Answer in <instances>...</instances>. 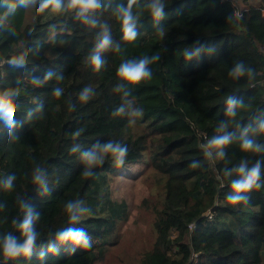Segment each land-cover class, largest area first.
Listing matches in <instances>:
<instances>
[{
	"label": "trees",
	"instance_id": "16d2710c",
	"mask_svg": "<svg viewBox=\"0 0 264 264\" xmlns=\"http://www.w3.org/2000/svg\"><path fill=\"white\" fill-rule=\"evenodd\" d=\"M127 2L102 0L95 27L72 12L38 14V5L18 6L6 18L7 11H0V93L19 89L11 133L0 120V238L11 233L22 243L19 223L29 208L39 214L31 255L11 264L103 262L128 216L127 204L111 199V178L140 162L154 183L142 201L153 215L154 241L140 264H264V135L256 133L264 122V0L240 8L228 0H163L159 22L145 7L150 0H138L132 42L122 38L115 15ZM104 25L112 43L96 71L91 56ZM156 54L150 80L116 90L121 63ZM21 55L24 65L8 63ZM238 64L242 75L234 74ZM85 88H91L86 101L80 98ZM56 89H62L59 97ZM229 97L243 101L234 116L228 114ZM128 102L124 115H114ZM131 110L143 113L135 123ZM221 125L233 142L222 157L206 158L202 146ZM245 128L258 153L241 151ZM108 141L127 147L125 163L117 166L109 156L85 177L81 152ZM74 145L80 151L72 153ZM258 160L261 187L248 193L247 204H229L231 182L238 179L233 169L251 168ZM37 170L44 187L34 183ZM76 200L88 211L73 223L66 205ZM67 228H82L91 246L58 243L56 233Z\"/></svg>",
	"mask_w": 264,
	"mask_h": 264
},
{
	"label": "clouds",
	"instance_id": "9594fccd",
	"mask_svg": "<svg viewBox=\"0 0 264 264\" xmlns=\"http://www.w3.org/2000/svg\"><path fill=\"white\" fill-rule=\"evenodd\" d=\"M7 3V0H4ZM138 4V0H128L127 6L120 5L115 10V15L120 20L122 38L125 41H135L137 38V21L138 16L134 15V6ZM38 5L36 12L42 14L45 11L50 10L53 14H61L63 12H72L75 14V18L85 23L91 24L93 27L96 25V21L93 19L95 14L102 7V0H19V4H10L8 11L4 14L6 18L9 15L15 13L18 6L29 8ZM163 0H150L145 6L152 18L159 22L163 18L164 9ZM0 24H3V19H0ZM111 38L109 30L106 25L102 26V32L98 44L96 45L95 52L91 56V64L94 70L99 71L103 66L101 59V52L106 51L111 46ZM116 51H119L117 46ZM199 50H197L198 54ZM185 56L191 59L193 53L190 50L185 51ZM159 59V54L152 56L151 58L145 56L139 60H128L120 64L117 69V76L121 81V85L117 87L119 91L124 85L129 87H135L141 82L151 79V70L149 65ZM9 64L14 66H22L26 63L24 55L19 57H13L8 61ZM243 65L238 64L234 69V74H243ZM46 76L45 79H49ZM33 84L39 85L41 82L37 78H33ZM62 89H56L55 95L59 97ZM91 88H85L81 94V100L86 101L89 98ZM19 94V89H9L0 93V120L9 128V132L14 128L16 124V112L17 107L14 103V97ZM125 92V97L127 96ZM228 114L230 116L235 115V109L237 105L242 106L243 101H237L234 98H228ZM131 105L128 102L122 105L115 113L116 116L124 115L127 109H130ZM132 117L131 122L135 123L136 119L141 117L143 113L140 110H131L127 113ZM31 115V113H29ZM227 125H221L217 129V134L213 135L210 140L203 145L204 155L206 158H211L213 154L220 158L223 156L225 150L233 142L231 134L225 131ZM248 129L245 128L244 133L241 135L240 148L245 153H258L261 148L256 144L255 140L247 138ZM257 135H264V122H261L256 129ZM74 137H79L81 132L78 130L74 134ZM70 151L75 153L80 151L79 145H74ZM128 154V149L125 145L117 143L115 141H108L103 144L93 145L91 149L81 152L80 160L85 166L83 175L90 177L93 175L92 169L94 167L103 165L105 159L109 156L112 157L113 162L117 166H122L125 163V159ZM192 167H198L197 164H193ZM261 168L262 162L257 161L251 168H247L244 164H241L237 169L233 171L237 174L238 179L231 182V194L228 195L227 200L231 205L247 204L249 197L248 193L253 189H259L261 187ZM227 175L231 176L232 171ZM13 177H10L6 182L5 188L11 190L13 186ZM34 183H38L41 187L45 186L42 173L37 170L34 178ZM27 208V205H22ZM88 209L82 208V202L79 200L69 201L66 205V212L68 214L70 222H77L80 216L87 212ZM39 219V214H33L31 209L25 213L24 219L19 223V231L23 237V242H18L17 238L8 233L0 238V255L3 256L4 261H15L18 257H29L33 251V247L36 243L37 234L35 232V224ZM15 223V221L13 222ZM57 241L61 245L70 244L74 248H89L91 246L90 237L82 228H67L56 233Z\"/></svg>",
	"mask_w": 264,
	"mask_h": 264
},
{
	"label": "rangeland",
	"instance_id": "374dc122",
	"mask_svg": "<svg viewBox=\"0 0 264 264\" xmlns=\"http://www.w3.org/2000/svg\"><path fill=\"white\" fill-rule=\"evenodd\" d=\"M10 0L0 5V11H8ZM246 0H233L235 8L242 7ZM1 66V63H0ZM147 164L140 162L130 165L112 176L109 192L111 199L127 204L128 216L117 226V242L110 246L99 264H140L142 254L149 250L154 241L152 230L153 215L142 203L154 190L151 171Z\"/></svg>",
	"mask_w": 264,
	"mask_h": 264
},
{
	"label": "crops",
	"instance_id": "0c3cea01",
	"mask_svg": "<svg viewBox=\"0 0 264 264\" xmlns=\"http://www.w3.org/2000/svg\"><path fill=\"white\" fill-rule=\"evenodd\" d=\"M257 2H258V0H246L245 2H243L242 5H244V4H246V3H249V4H252V5H255Z\"/></svg>",
	"mask_w": 264,
	"mask_h": 264
},
{
	"label": "water",
	"instance_id": "95a60500",
	"mask_svg": "<svg viewBox=\"0 0 264 264\" xmlns=\"http://www.w3.org/2000/svg\"><path fill=\"white\" fill-rule=\"evenodd\" d=\"M11 263H12V261H7V262H5L4 260L0 261V264H11Z\"/></svg>",
	"mask_w": 264,
	"mask_h": 264
},
{
	"label": "built area",
	"instance_id": "2783aa9c",
	"mask_svg": "<svg viewBox=\"0 0 264 264\" xmlns=\"http://www.w3.org/2000/svg\"><path fill=\"white\" fill-rule=\"evenodd\" d=\"M228 1H230L231 3L233 2V0H228ZM235 6V5H234ZM262 86L264 87V82L262 83Z\"/></svg>",
	"mask_w": 264,
	"mask_h": 264
}]
</instances>
